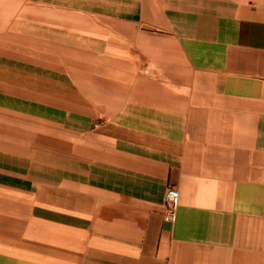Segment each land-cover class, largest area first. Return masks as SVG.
Returning <instances> with one entry per match:
<instances>
[{"label": "crops", "instance_id": "crops-1", "mask_svg": "<svg viewBox=\"0 0 264 264\" xmlns=\"http://www.w3.org/2000/svg\"><path fill=\"white\" fill-rule=\"evenodd\" d=\"M0 264H264V0H0Z\"/></svg>", "mask_w": 264, "mask_h": 264}, {"label": "built area", "instance_id": "built-area-1", "mask_svg": "<svg viewBox=\"0 0 264 264\" xmlns=\"http://www.w3.org/2000/svg\"><path fill=\"white\" fill-rule=\"evenodd\" d=\"M165 219L174 222L177 218V210L179 206V191L175 187H168L165 194Z\"/></svg>", "mask_w": 264, "mask_h": 264}]
</instances>
